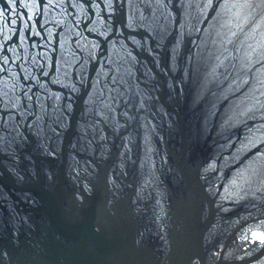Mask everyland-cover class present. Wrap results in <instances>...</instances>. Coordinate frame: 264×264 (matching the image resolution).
<instances>
[{
	"label": "water",
	"instance_id": "obj_1",
	"mask_svg": "<svg viewBox=\"0 0 264 264\" xmlns=\"http://www.w3.org/2000/svg\"><path fill=\"white\" fill-rule=\"evenodd\" d=\"M0 13V264H264V0Z\"/></svg>",
	"mask_w": 264,
	"mask_h": 264
},
{
	"label": "snow or ice",
	"instance_id": "obj_2",
	"mask_svg": "<svg viewBox=\"0 0 264 264\" xmlns=\"http://www.w3.org/2000/svg\"><path fill=\"white\" fill-rule=\"evenodd\" d=\"M0 15H2V13H0ZM260 240L264 241V236H259L258 237Z\"/></svg>",
	"mask_w": 264,
	"mask_h": 264
}]
</instances>
